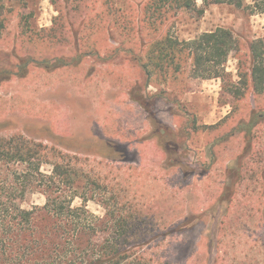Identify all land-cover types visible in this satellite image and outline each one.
<instances>
[{"label": "rangeland", "instance_id": "rangeland-1", "mask_svg": "<svg viewBox=\"0 0 264 264\" xmlns=\"http://www.w3.org/2000/svg\"><path fill=\"white\" fill-rule=\"evenodd\" d=\"M143 2L0 0V14L14 12L0 35V72L12 70L19 61L34 59V55L37 60L54 61L50 62L51 70L60 61L76 63L83 56L81 49L92 55L80 68L65 70L71 78L69 83L51 79L36 63L27 78H15L1 86L0 137L24 134L64 151L77 148L100 154L120 152L119 161L82 154L76 165L85 172V182L97 179L102 187L99 191L89 190L87 195L94 197L87 206L96 216L97 232L92 240L98 245L117 228L113 213L132 216L133 220L140 215L143 222L139 227L137 223L130 227L137 226V233L150 235L138 255H144L151 264H264V122L251 135L235 132L240 125L251 122L255 112H264V95L255 97L249 90L246 98L237 101L231 94L236 88L245 91L243 83L250 82V45L264 42V0H244L242 8L199 0L197 10L181 12L158 34L151 35L141 23ZM19 15L29 16L38 30L58 34L60 42L40 46L21 43ZM218 28L230 29L237 42V50L226 64V83L221 79H195L189 67L175 82H159L158 87L146 85L140 63L146 45L167 33L180 40H192ZM97 50L101 57L96 55ZM109 70L129 77L126 84L131 85V105L123 107V94L119 96L122 80H115V86L98 84L102 74L90 82L92 88L83 87L87 74L108 75ZM76 85L75 91L71 86ZM77 93L83 99L70 98ZM56 100L70 104L57 106ZM135 100L145 102L146 107L142 109ZM75 101L81 107L74 106ZM89 106L94 108L91 117L78 112L69 115L76 109L87 114ZM95 116L101 120L92 118ZM90 118L94 120L87 128ZM221 123L224 127H219ZM72 125L80 128L76 135L61 137L59 133L71 131ZM195 126L201 130L191 143L192 149L187 150ZM212 126L217 129H205ZM154 131L164 138L177 137L175 143H167L176 153L167 155L153 139ZM101 133L105 138L100 137ZM214 159L216 165L209 172L207 167ZM239 166L242 173L234 179L239 182L236 193L231 188L224 193ZM181 167L184 171L187 167L189 175L185 176ZM43 177L46 184L52 179L59 181L52 165L0 161V200L14 192L15 201L8 207H45L47 185L39 187L37 180ZM25 185L28 189L22 193ZM82 204L77 199L74 206Z\"/></svg>", "mask_w": 264, "mask_h": 264}, {"label": "trees", "instance_id": "trees-1", "mask_svg": "<svg viewBox=\"0 0 264 264\" xmlns=\"http://www.w3.org/2000/svg\"><path fill=\"white\" fill-rule=\"evenodd\" d=\"M198 1L145 0L141 23L145 24L149 35L151 33L158 34L171 19L181 12L197 10ZM205 1L209 4H228L237 8L244 6V0ZM13 13L8 11L6 14H0V35L6 29V25L11 20L10 15ZM19 28L18 40L25 45H54L60 42L58 34L53 35L51 30H38L32 26L29 16L19 15ZM80 41L82 42L81 39ZM145 48L146 52L140 63L146 73L148 87H158L160 83L165 85L172 80L175 82L189 67L191 76L195 79L202 81L221 79L226 83V64L231 54L237 50V42L230 29L218 28L192 40H180L167 33L150 42ZM250 50L252 70L249 75L247 74L250 82L243 83L245 91L237 88L231 91L237 101L246 98L249 90L254 93L255 97L264 95V42L262 40L253 42L250 45ZM87 53L88 50L81 49L83 56L78 59L86 58ZM34 56V60L28 59L22 65H15L12 70L0 72V83L9 82L14 77H24L28 64L39 63L41 68L51 70V61L37 60L38 56ZM70 65L73 63L60 61L54 68ZM135 101L141 107H146L145 102ZM261 114L264 112H255L251 122L240 125L235 132L251 135L253 130L264 122V117L259 116ZM219 127H224V123L219 124ZM194 129L190 132V137L189 134L187 135L189 137L185 146L187 150L192 149L191 143L194 144L196 134L201 130L198 126H195ZM205 129L214 130L217 128L212 126ZM187 132L189 133L188 129ZM152 137L157 140L167 155L176 153V149L167 143L171 141L175 143L178 140L177 137L168 135L164 138L158 131H154ZM181 147L184 148V145ZM216 147L217 145L214 146V150ZM79 155L82 153L69 149L64 151L57 146L50 147L23 135L11 138L0 137V161L18 162L26 165L38 163L39 166L52 165L59 177V181L52 179L47 181L48 184L44 183L46 182L44 177L37 179L39 187L47 185L45 193L48 202L43 208L36 206L29 210L21 206L11 205L8 207V203L15 201L13 200L16 196L14 192L11 193V196L6 195L5 199L0 200V264H128L130 261L134 264H151L145 260L144 255H138L139 250L150 236L146 233H137L138 228L136 227L143 222L140 215H137L133 220L132 216H116L113 213L112 219L116 222V230L102 245L93 242L92 238L97 232L96 216L90 212L87 204L94 197L90 198L87 195L89 190L99 191L102 187L97 179L84 181L85 172L76 166L81 162ZM98 155L103 159L120 160L117 154L99 153ZM215 165L214 159L212 164L208 165L207 170L211 172ZM185 169L186 171L181 167L182 173L187 176L189 175L188 168ZM241 173L242 167L239 166L236 173L231 175L232 182L226 186L224 193L229 188L234 190L233 193H236L239 182H235L234 179L241 177ZM22 188V193L28 189L27 185ZM77 199L83 201L79 207L74 206ZM131 223H137V226L130 227ZM133 257L135 259L131 260Z\"/></svg>", "mask_w": 264, "mask_h": 264}, {"label": "crops", "instance_id": "crops-1", "mask_svg": "<svg viewBox=\"0 0 264 264\" xmlns=\"http://www.w3.org/2000/svg\"><path fill=\"white\" fill-rule=\"evenodd\" d=\"M98 51V50H97ZM95 55V54H94ZM96 55H98L99 57H101V52L100 51H98L97 53H96ZM91 56L92 55H88L86 58H82V59H76L75 61H76V63H73V65H70V66H60V67H58V68H53L52 70H47V69H43L44 70V72H46L47 73V75H49V76H51V79H53V80H55V79H59L60 81L61 80H66L68 83H69V81H71V78H70V76H69V74L67 73V72H65V70H67V69H78V68H80L84 63H85V61H86V59L87 58H91ZM59 57V56H58ZM49 61H51V63H53L54 61H52L51 59L49 60ZM77 62H79V63H77ZM19 63V62H18ZM33 64H28L27 66V73H26V75L24 76V77H14L13 79H23V78H27L28 77V75H29V70H30V68H31V66H32ZM18 66V65H17ZM108 72V71H107ZM59 73V74H58ZM58 74V75H57ZM102 74H103V76H102ZM88 75V74H87ZM85 76L83 79H84V81H82V85H83V87H88V88H92V85L90 84V82H94V81H96L97 79H98V77H100V76H102L103 78L101 79V80H97V83L99 84V83H101V82H104L105 84H107V85H109V86H115L114 85V81L115 80H122V81H124L123 82V85H119V90L121 91V93L119 94V96L120 95H122V97H124V98H122V102L124 103V105H123V107L124 106H126V105H131V102H132V98H131V95H130V92H131V85H128V84H126V81L127 80H129L128 78L129 77H126L125 76V74H122V73H120V72H118V73H114V72H112V71H110L109 70V72H108V75H105L104 73H100V72H98V73H93V75H89V76ZM68 76V77H67ZM64 77H65V79H64ZM13 79H11V80H13ZM10 80V81H11ZM89 82V84L87 85V83ZM6 83H8V82H6ZM6 83H0V87L1 86H3L4 84H6ZM62 84V83H61ZM126 85L128 86V90H127V92L125 91V87H126ZM77 85H76V87H74V86H71V88L72 89H75V91H76V89H77ZM52 87H50L49 89H51ZM73 97V99L74 98H77V99H80V97L82 98V96L80 95V94H76V96L74 97V96H70V98H72ZM48 98V97H47ZM47 98H45V99H47ZM55 98V97H54ZM69 98V99H70ZM115 98H117V97H115ZM83 99V98H82ZM107 103V102H106ZM57 106H62V105H68V104H70V103H65L64 101H57L56 100V103H55ZM71 104H73V102H71ZM50 104H47L46 106H47V109H49L48 108V106H49ZM74 105V104H73ZM46 106H45V108H46ZM74 106H77L78 108L79 107H81L80 105H78L77 103H76V101H75V105ZM88 107V106H87ZM142 108V107H141ZM89 109H90V112H88L87 114H85V113H83L82 111H80L79 109H76V110H74V111H72V112H70L69 113V115H71V114H73V113H76V112H78V113H81L84 117H91L89 114H91V115H94V108L92 107V106H89ZM143 109V108H142ZM110 110H112L111 108L109 109V111ZM61 111H62V108L60 109V112L58 113L59 115L61 114ZM121 112H124V108H122L121 109ZM59 115H57V117L59 116ZM106 117L108 118V115H106ZM92 118H97L98 119V121L99 120H101L100 118H98V117H92ZM92 118H90V121H88L89 122V125L87 126V128L88 127H90V125H91V122L94 120V119H92ZM109 119V118H108ZM110 120V119H109ZM72 123V122H71ZM73 126V125H72ZM79 129L80 128H78V127H74L73 126V129L71 130V131H68V132H66L65 130V132L64 131H61V133H59L60 135H61V137H64V136H66V135H69V134H73V135H76V133L79 131ZM20 135H23V136H25L24 134H20ZM131 136V134H130V132H129V137ZM100 137H104L105 138V136L103 135V133H101L100 134ZM111 138V137H110ZM111 140L112 141H110V142H114V140L111 138ZM117 142V141H116ZM74 148V147H73ZM159 149H161V148H159ZM69 150H71V151H75V152H79V153H82L83 155L84 154H93L94 152H91V151H86V152H84V151H78L77 150V148H75V149H69ZM162 150V149H161ZM163 151V150H162ZM119 153L120 152H118L117 151V155L119 156ZM94 154H99V153H94ZM120 159V158H119ZM119 161V160H118Z\"/></svg>", "mask_w": 264, "mask_h": 264}, {"label": "flooded vegetation", "instance_id": "flooded-vegetation-1", "mask_svg": "<svg viewBox=\"0 0 264 264\" xmlns=\"http://www.w3.org/2000/svg\"><path fill=\"white\" fill-rule=\"evenodd\" d=\"M32 60H34V59H32ZM16 65H22V63L19 61V63H17Z\"/></svg>", "mask_w": 264, "mask_h": 264}]
</instances>
